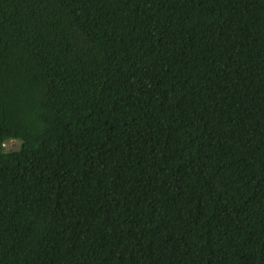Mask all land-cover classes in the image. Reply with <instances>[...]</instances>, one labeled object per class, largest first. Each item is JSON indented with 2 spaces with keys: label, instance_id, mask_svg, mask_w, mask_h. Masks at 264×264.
<instances>
[{
  "label": "trees",
  "instance_id": "obj_1",
  "mask_svg": "<svg viewBox=\"0 0 264 264\" xmlns=\"http://www.w3.org/2000/svg\"><path fill=\"white\" fill-rule=\"evenodd\" d=\"M0 264H264V0H0Z\"/></svg>",
  "mask_w": 264,
  "mask_h": 264
},
{
  "label": "rangeland",
  "instance_id": "obj_2",
  "mask_svg": "<svg viewBox=\"0 0 264 264\" xmlns=\"http://www.w3.org/2000/svg\"><path fill=\"white\" fill-rule=\"evenodd\" d=\"M21 147V142L19 140H8L4 143V152L10 153L18 151Z\"/></svg>",
  "mask_w": 264,
  "mask_h": 264
}]
</instances>
